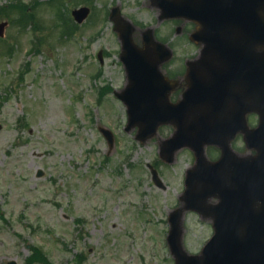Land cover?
<instances>
[{
  "label": "rangeland",
  "instance_id": "374dc122",
  "mask_svg": "<svg viewBox=\"0 0 264 264\" xmlns=\"http://www.w3.org/2000/svg\"><path fill=\"white\" fill-rule=\"evenodd\" d=\"M79 7L91 9L83 24L71 13ZM115 7L135 26L136 43L150 28L175 63L198 55L192 26L163 20L153 0H0V22H9L0 38V264H25L33 248L46 254L38 264H175L168 217L184 206L195 157L183 149L172 164L161 159L172 126L145 143L138 128L125 130L126 106L113 94L126 84ZM99 127L114 133L112 149ZM233 148L248 152L243 135ZM182 225L183 247L199 254L212 220L185 211Z\"/></svg>",
  "mask_w": 264,
  "mask_h": 264
},
{
  "label": "water",
  "instance_id": "95a60500",
  "mask_svg": "<svg viewBox=\"0 0 264 264\" xmlns=\"http://www.w3.org/2000/svg\"><path fill=\"white\" fill-rule=\"evenodd\" d=\"M211 1L158 2L164 17L190 19L202 27L192 39L206 46L201 60L191 65L183 99L171 103L172 87L164 79L167 85L159 80L162 87L158 88L150 81H137L135 73L130 74V86L118 97L128 106L127 130L139 126L141 141L155 136L163 124L176 127L175 135L162 147L166 162H173L176 152L184 147L195 154L196 165L186 180L185 207L169 218L168 243L176 264H264V0H235L237 16L229 9V1L221 8ZM72 14L82 23L90 9L83 7ZM118 16L115 9L112 18H117L115 29L124 44L122 60L129 67L133 59L140 58V50L133 43L134 27L120 22ZM6 26L0 24L1 37ZM144 41L158 51L170 52L155 41L152 30L144 34ZM228 68H240L244 75L236 76L230 69L226 74ZM253 112L260 115L255 129L249 128L246 120ZM101 131L112 147V132ZM238 133L244 134L248 149L256 155L240 157L232 151L230 143ZM211 145L222 150L216 162L205 156V147ZM152 171L155 182L161 185L157 171ZM214 198L218 201L211 203ZM184 210L213 220L215 235L201 255L189 256L182 247Z\"/></svg>",
  "mask_w": 264,
  "mask_h": 264
},
{
  "label": "flooded vegetation",
  "instance_id": "af4514ba",
  "mask_svg": "<svg viewBox=\"0 0 264 264\" xmlns=\"http://www.w3.org/2000/svg\"><path fill=\"white\" fill-rule=\"evenodd\" d=\"M137 46L141 49L142 54L144 55H154L157 59H159V56L154 53L152 49H147L146 44L144 42L137 43ZM152 65V63L148 64ZM124 75L128 76L127 70L125 66H122ZM160 70L164 73L165 76H167L170 80L177 82V87L172 92L171 97H181L184 93V90L186 88V75H187V63L186 61L183 63H175V61H172V59L169 61H162L160 60ZM145 69H138V72H144ZM128 81V79L126 78Z\"/></svg>",
  "mask_w": 264,
  "mask_h": 264
}]
</instances>
